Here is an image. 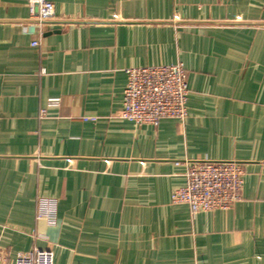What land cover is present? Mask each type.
Segmentation results:
<instances>
[{"label": "crops", "instance_id": "1", "mask_svg": "<svg viewBox=\"0 0 264 264\" xmlns=\"http://www.w3.org/2000/svg\"><path fill=\"white\" fill-rule=\"evenodd\" d=\"M53 1L38 26L0 0V264L49 243L55 264H264V0ZM177 62L184 122L119 116L127 68ZM204 159L241 161L243 198L193 217L171 193Z\"/></svg>", "mask_w": 264, "mask_h": 264}, {"label": "built area", "instance_id": "2", "mask_svg": "<svg viewBox=\"0 0 264 264\" xmlns=\"http://www.w3.org/2000/svg\"><path fill=\"white\" fill-rule=\"evenodd\" d=\"M30 18L36 25H44L56 18L53 0H28ZM38 45L37 40L32 42ZM128 79L123 90L119 116L138 125H158L163 118L184 122L188 115L189 84L187 70L182 62L161 65L133 66L126 69ZM59 97H50L47 107L57 106ZM42 114L46 110L42 109ZM185 183L171 193V202L187 204L194 217L201 211L230 209L243 198L244 165L236 159L185 160ZM38 218L49 224L56 222L57 200L38 199ZM15 264H55L52 243L44 248L34 247L18 251Z\"/></svg>", "mask_w": 264, "mask_h": 264}]
</instances>
